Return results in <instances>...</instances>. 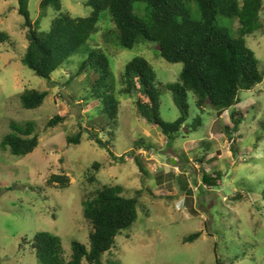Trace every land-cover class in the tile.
<instances>
[{"label":"rangeland","instance_id":"obj_1","mask_svg":"<svg viewBox=\"0 0 264 264\" xmlns=\"http://www.w3.org/2000/svg\"><path fill=\"white\" fill-rule=\"evenodd\" d=\"M86 1L60 0L61 11L86 17L91 12ZM40 2L28 0L27 10L39 30H46L57 12L52 7L40 9ZM262 3L261 26L246 42L264 70ZM18 7V0H0V32L8 36L0 43V142L10 131L11 121L31 120L39 143L24 156L0 147V264H40L30 247L37 232L59 236L66 260L73 240L87 247L92 228L83 217L82 201L103 185H120L123 196L138 199L135 223L115 237L116 248L102 256L103 264L107 260L112 264H216L217 258L223 264H264V78L238 94L240 102L233 108L242 118L234 140L225 129L231 123L229 110L218 115L205 105L199 113L190 93L188 123L199 114L201 124L194 131L183 127L168 143L158 127L139 116L134 103L138 96L121 92V73L127 62L141 56L151 64L158 82L165 84L177 80L182 63L164 60L153 42L120 48L111 17L104 12L97 31L50 75L49 82L21 62L27 40ZM143 8L142 3L133 4L136 13L143 14ZM221 22L231 30L237 27L236 20ZM93 48L108 59L118 101L107 149L92 137L96 133L101 140H109L101 130L102 114L92 113L99 102L83 99L94 71L80 73L69 83L62 73L65 67L75 71ZM34 88L48 94L40 107L24 109L19 95ZM160 103L163 120L179 116L169 91L161 92ZM56 115L63 119L48 126ZM78 132L80 142L68 143L67 138ZM137 140L142 142L136 145ZM94 162L100 164L97 169ZM214 171L221 173V184L204 186L203 174ZM52 174L67 175L70 185L65 189L50 185L47 180ZM198 231V238L184 242Z\"/></svg>","mask_w":264,"mask_h":264},{"label":"trees","instance_id":"obj_2","mask_svg":"<svg viewBox=\"0 0 264 264\" xmlns=\"http://www.w3.org/2000/svg\"><path fill=\"white\" fill-rule=\"evenodd\" d=\"M27 3L28 0H18V13L24 18L27 40L21 62L35 76L49 82L50 75L76 54L90 35L97 31V24L104 12H108L111 17L120 48L131 49L139 42H153L158 45V54L164 60L182 63L177 80L165 84L158 82L151 64L141 56L127 62L121 73V92L138 96L134 103L139 116L158 127L168 143L178 137L183 127L194 131L201 124L199 114L188 123L187 100L190 93L194 96L199 113H202L205 105L212 107L218 115L229 110L231 123L225 129L228 138L234 140L233 135L239 130L242 118L240 112L233 108L240 102L238 94L251 90L264 78V70L259 68V61L246 42V37L261 26L262 0H87L86 5L91 7V12L86 17H73L61 11L60 0H41L40 9L52 7L57 12L46 30H39L38 24L30 20ZM134 3L144 5L143 14L134 12ZM222 19L236 20V29H229L221 22ZM7 39L8 36L0 32V43ZM86 54L75 71L65 67L62 73L66 74V82L69 83L80 73L94 71L95 75L83 99L95 98L99 102L92 113L102 114L99 117V120H104L101 130L106 131L109 140H101L96 133L92 137L102 148L107 149L113 137L117 115L115 85L106 55L95 48ZM165 90L171 93L179 110V116L169 122L160 117V96ZM47 94V91L36 88L26 89L19 95L21 106L24 109H36L42 105ZM62 119L56 115L48 120L47 125L53 127ZM9 129L0 142L1 149L9 150L15 156H24L38 146L39 134L34 121H11ZM80 137L81 132H78L68 137L67 142L78 144ZM141 142L137 140L135 144ZM138 165L141 166V163L138 162ZM99 166L98 162L93 163L95 169ZM140 170L144 172L142 167ZM221 178L220 172L204 173L202 184L208 187L220 185ZM89 180L95 181V177L89 176ZM47 182L50 185L56 183L60 189L70 185L69 177L65 174H52ZM122 191L120 185H103L93 196L82 201L83 217L92 228L88 236L89 243L86 247L73 240L68 260L63 256L59 236L37 232L30 247L38 262L81 264L85 260L88 264H103L102 256L116 248L115 237L131 227L137 218V196L125 197ZM200 235L198 231L183 240L192 242ZM107 264L112 262L107 260ZM216 264L223 262L217 258Z\"/></svg>","mask_w":264,"mask_h":264},{"label":"water","instance_id":"obj_3","mask_svg":"<svg viewBox=\"0 0 264 264\" xmlns=\"http://www.w3.org/2000/svg\"><path fill=\"white\" fill-rule=\"evenodd\" d=\"M172 162L174 163L173 159H172Z\"/></svg>","mask_w":264,"mask_h":264}]
</instances>
